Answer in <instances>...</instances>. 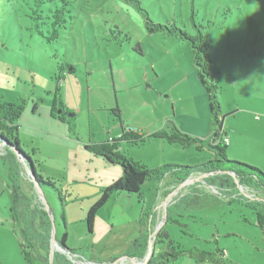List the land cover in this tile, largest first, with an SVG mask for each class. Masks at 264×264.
Masks as SVG:
<instances>
[{
  "label": "rangeland",
  "instance_id": "374dc122",
  "mask_svg": "<svg viewBox=\"0 0 264 264\" xmlns=\"http://www.w3.org/2000/svg\"><path fill=\"white\" fill-rule=\"evenodd\" d=\"M68 1L74 18L61 39L49 44L33 27L31 16L36 9V0H0V98L10 102L25 101V110L19 121L21 149L35 161V169L44 181L48 178L57 180L64 196L65 202L62 204L52 187H42L51 210V236L54 232L60 239L67 233L66 244L69 249L91 246L100 259L117 257L118 260L138 237V220L142 213L151 211L155 214V208L158 212L157 207L164 199L159 203L155 199L159 182H146L142 187V199L140 195L125 193L113 196L97 214L94 232L89 233L87 212L99 200L101 189L120 179L122 168L106 164L82 145L75 149L64 140L54 139L53 135L31 137L33 132L36 133L31 121L50 120L53 134L64 136V131H71L69 138L75 142L79 138L81 142L91 140L92 143H98L114 137L113 124L119 122L111 108L112 103H115L116 83L128 88L120 94L121 98L139 95L145 92L146 86L153 85L168 89L164 95L169 94L171 99H181V94L187 92L191 99L203 87L196 81L198 79L189 46L163 33H148L144 13L131 0ZM140 1L154 22H176L190 33L194 32L190 20L194 9L196 21L205 26L213 42L210 57L213 72L220 73L218 85L222 106L228 109L238 105L244 111L250 97L264 96V0ZM61 5L60 0L45 3L43 15L48 17L56 6ZM117 27L129 34L130 39L124 40V35L118 33ZM138 44L144 51L143 55L134 50ZM147 74L148 79H151L149 81H146ZM57 75L60 81H57ZM139 83L141 87L136 86ZM58 86L62 87L58 93V107L51 115L50 109ZM139 99L147 107L148 101H153L146 97ZM125 104L130 109L134 106L133 101L129 100ZM35 105L37 110L34 112ZM245 115L240 113L235 118L228 116L226 122L236 125ZM106 127L110 128V135ZM157 140L150 139L141 146L123 144L122 151L150 169L170 164L194 167L210 160L208 151L197 152L194 148L183 149L178 145L163 150ZM33 149L37 150L36 154ZM155 153L160 156L161 164L159 161L156 162L158 164L153 163L149 158ZM228 158L261 169L257 165ZM22 175L25 193L34 196L37 202L43 200L27 179L24 166ZM196 188L204 190L202 187ZM181 192L174 195V200ZM223 207L227 208V205L213 206L196 211L195 214L223 210ZM227 210L238 213L242 208L234 203ZM249 212L244 209L247 214L245 217L249 218ZM112 218L126 222L118 224L117 221L112 225ZM164 229H169L174 237L182 240L183 227L169 221ZM157 237H154L156 242ZM192 243L193 240L189 238L180 244L187 249V245ZM240 244L241 255L249 259L248 245H244L243 241ZM190 247L197 249L196 246ZM166 249L160 242L155 243L157 253ZM57 252H60L58 247L55 249Z\"/></svg>",
  "mask_w": 264,
  "mask_h": 264
},
{
  "label": "trees",
  "instance_id": "16d2710c",
  "mask_svg": "<svg viewBox=\"0 0 264 264\" xmlns=\"http://www.w3.org/2000/svg\"><path fill=\"white\" fill-rule=\"evenodd\" d=\"M55 1L57 0H36V9L33 10V15L31 16L34 20V29L49 44L61 39L62 33L69 29V25L74 18L68 0H60L62 5L56 6L50 15L45 17L42 12L43 5ZM131 1L144 13L145 29L148 33H163L175 37L180 42L187 44L191 49L193 63L197 69L199 80L209 96L214 130L209 137L197 138L184 133L176 125L154 133L139 132L123 126L122 134L119 137H112L98 143L87 144L85 149L88 152L103 158L111 165L120 166L123 171V175L118 181L101 189L99 200L87 212L86 222L88 232L92 233L94 231L97 214L116 194L140 195L142 199V187L146 182H161L169 178L173 183L176 180L180 183L193 172L198 171L207 174L208 176L205 179L206 183L216 186L228 200H225L222 196L206 192L205 190H196L197 188L193 187L186 196L167 208L166 223L170 221L180 227L186 228L187 226L180 221V218L185 216L190 217L196 211L217 206L224 202L229 204L238 202L254 211L256 224L264 233V171L244 162L231 161L227 156L226 146L221 141L225 134V116L222 114L220 87L218 85L220 73L218 71L213 72L212 70L213 62L210 57V50L213 48V42L210 40L208 30L204 25L196 21L194 9H192L190 15L194 32L190 33L186 27H180L176 22L167 24L154 22L149 12L142 6L140 0ZM45 26L48 27V30L45 29ZM116 30H119V34L124 35V40L130 39L129 34L124 33L118 27ZM112 33L116 34L114 31ZM134 50L139 55L144 54L140 44ZM56 79L57 81L61 80L58 75ZM61 88V86L57 87L56 97L52 104V114L58 107V93L61 91ZM25 105L24 100L21 102H10L0 98V142L3 143L6 150V154L2 158L9 168L8 176L13 200L11 214L14 222L19 227L24 260L26 264H38V262L50 264L52 220L42 201L37 202L34 196L25 193L23 189V167L13 150L17 149L20 156L31 169L33 179L41 187L43 185L52 187L56 191L62 204H64L65 199L57 185V180L48 178L47 181H44L43 177L35 169V161L21 149L19 121L25 110ZM36 110L37 105L34 106V112ZM116 117L120 121V117L118 115ZM153 138L164 140L169 144L180 145L184 149L194 148L197 152L209 150L212 152L213 158L200 166L191 167L170 164L150 169L145 164L134 160L122 151L123 144L141 146ZM33 152L36 154L37 150L33 149ZM36 163H39V161L36 160ZM228 172H233L234 175ZM27 179L29 180L28 176ZM30 182L34 186L33 182ZM239 185L256 192L260 200H251L242 195ZM152 215L151 211H144L142 213L139 219L141 227L140 233L130 243L123 256L139 259L145 258L148 253L151 231L155 226ZM62 218L65 221V215ZM67 237V233L63 234L60 239L56 237L58 243L66 250L78 253L92 261L105 262L92 255V248L90 246L81 249H69L66 244ZM157 242L161 244L166 243L167 249L155 254L148 264H168L187 253L194 254L198 261L222 262V259L218 258V253L221 252L219 249L216 252L184 250L179 243L171 238L169 232L164 229V226L161 227L158 233ZM115 260H117V257L106 262ZM53 264L71 263L67 260L63 252H57L54 254Z\"/></svg>",
  "mask_w": 264,
  "mask_h": 264
},
{
  "label": "crops",
  "instance_id": "0c3cea01",
  "mask_svg": "<svg viewBox=\"0 0 264 264\" xmlns=\"http://www.w3.org/2000/svg\"><path fill=\"white\" fill-rule=\"evenodd\" d=\"M194 72L197 75L196 79H198L196 81L200 82L195 66ZM148 78L149 75L146 77V81L151 80ZM177 82L184 84L181 83V81ZM141 85L142 84L139 83L136 86L141 87ZM146 87L147 88L144 90L145 92H141L139 95L121 98L120 94L124 93V90H127L128 88L117 83L115 84V103H112L111 108H113L115 111L114 113L120 117V121L118 123L115 122L112 128L113 136L115 138L122 134L123 126L137 130L139 132L154 133L160 130L169 129L172 125H176L181 131L193 137L206 138L211 136L214 130L213 118L210 108L209 96L203 85L202 90H199L196 93L197 95L191 99L189 92L186 94H181L180 97L184 99H174V97L171 99L169 94L168 96L164 95L168 93V89L158 88L157 86L154 87L153 85H148ZM144 97L152 98L153 101H148L149 107H147L148 105L146 103L139 101V98ZM126 100L133 101L134 106L131 109L125 104ZM136 100H138V103ZM221 109L222 114L225 116L224 133L229 137V144L225 145L227 156L257 165L264 171V117L262 116L259 119L256 118L258 114H261L264 111V96L250 97L249 105L247 109H244V111L240 110L238 105L228 109L221 105ZM240 113H245L246 115L245 117L239 119L236 125L228 124L226 122L228 116L235 118L238 117ZM50 114L52 115L51 109ZM31 125L36 133H40L37 135L33 132V136H31L33 138L53 135L54 139L58 138L64 140L72 144L75 149L76 146L79 147V145H82L85 147L87 144L93 142L91 140H88L87 142H81L79 138H76L75 142L69 138V136L71 137V131H64V136L51 133L52 122L50 120L40 122L39 120L34 119L31 121ZM106 129L107 133L110 135V128L106 127ZM117 133L118 135H116ZM109 138H112V136ZM157 141L160 142V148L163 150L173 149L169 147H175V145H177L169 144L161 139H158ZM205 151L210 153V159H212V152L209 150ZM149 158H151L153 163H156L160 160V156L157 153L151 155ZM1 159L2 156H0V264H26L22 254L19 229L11 214L13 200L8 176L9 168L7 163ZM101 159L106 164L111 165L103 158ZM159 162V164H161V161ZM172 183L173 182L169 178H166V184L168 185L165 190L162 191L161 182H159L158 190L155 195L157 203H159L161 199L168 197L170 194L168 187ZM112 199L113 197L108 201V203ZM225 200H227V197ZM235 204L242 208V210H240L238 213H234L233 210H227V208H230L232 204L224 202L222 205H227V208L223 207V210L206 213H194L190 217L185 216L180 218V221L187 226L182 230V240L179 237H174L173 233L169 229H166L169 232L171 238L179 244H182L186 239L189 238L193 240V245H187V249L183 248L184 250H204L209 252H216L217 249L221 250V252L218 253V258L222 259V262L217 263L208 260L198 261L194 254L187 253L180 256L176 261L168 264H264V233L256 224L255 213L252 209L238 202H235ZM104 207L102 209H104ZM244 209H248L250 211L249 218L245 217L247 214L244 213ZM154 212L155 214H153L152 217L154 218L155 224H157L158 213L156 208ZM166 220L167 219L163 220L162 222L164 227L167 225ZM117 221L118 220H113L112 218V225ZM125 222L126 221L123 222L122 219H119L117 223L124 224ZM239 240L243 241L244 245H248L250 252L249 259H246L241 255V249L239 248L242 244H240ZM204 243L210 247H205ZM162 245L167 247L166 243H163ZM190 246H196L195 248L197 249H192ZM91 248L92 255L100 259L95 255L93 247ZM156 254L158 253L156 252Z\"/></svg>",
  "mask_w": 264,
  "mask_h": 264
},
{
  "label": "built area",
  "instance_id": "2783aa9c",
  "mask_svg": "<svg viewBox=\"0 0 264 264\" xmlns=\"http://www.w3.org/2000/svg\"><path fill=\"white\" fill-rule=\"evenodd\" d=\"M264 117V111L261 114H258L256 116L257 119ZM222 144L223 145H228L229 144V137L224 134L223 138H222ZM4 154H6V150H5V146L0 145V156H3ZM207 174H204L202 172H193L189 177H187L184 181L182 182H177L174 181V183L170 184V186L168 187V191H169V195L168 197H165L158 205L157 210H158V223L157 226L155 224V226L153 227L151 233L153 231H155V235L153 236V239H155L154 237L156 235H158L159 230L161 229L162 222L163 220L166 219V215H165V209H167L169 206L175 204L177 202V200L181 197H183L184 195L188 194L189 191L193 188V187H202V189H204L206 192H209L211 194H215V195H219L224 197L220 190L213 185H208L205 181V178L207 177ZM168 184H166V179L161 181V190L164 191L165 188L167 187ZM240 188V193L248 198H250L251 200H260V198L258 197L257 193L249 190L247 188L244 187H239ZM181 195L178 196L175 200V194L178 193V191H181ZM175 195V196H174ZM224 199H226V197H224ZM228 200V198H227ZM163 208V209H161ZM164 212H162V211ZM156 243V241H154V244ZM67 258V260L70 261L71 264H112L113 261L111 262H96V261H92L89 260L87 258H85L84 256L78 254V253H74L71 251H65L63 252ZM115 264H144V259H139V258H134V261H131L129 259H121L118 262H116Z\"/></svg>",
  "mask_w": 264,
  "mask_h": 264
},
{
  "label": "water",
  "instance_id": "95a60500",
  "mask_svg": "<svg viewBox=\"0 0 264 264\" xmlns=\"http://www.w3.org/2000/svg\"><path fill=\"white\" fill-rule=\"evenodd\" d=\"M0 145L4 146L3 143H1V142H0ZM13 151H14L15 155L18 157V161H20L22 167L24 166L25 169L27 170V176H28L29 180L33 182L34 188H35L37 194L40 195V196H42V198H43L44 201L43 200H41V201L44 204L46 211H48L49 214H51L50 207H49L47 201L45 200L44 193H43V190H42L41 185L37 181H35L33 179V174H32L31 169L29 168V166L25 162V160L20 156V154L17 151V149H14ZM228 173L234 175L233 172H228ZM239 187H241V185H239ZM165 215L167 216V209H165ZM53 225H54V222H53ZM54 230H55V228H54ZM154 235H155V231H153L151 233V235H150V240H149V245H148V253L146 254V256L144 258V264H148V262L150 261V259L156 254L155 244H154V239H153V236ZM55 246L58 247V249L60 250V252L67 251L64 247L58 245L57 239H56V235L53 232L52 239H51L50 264H53L54 253H55ZM121 259H129L131 261H134V258H130L128 256H123V257L119 258L117 261L112 262V264H115L116 262H118Z\"/></svg>",
  "mask_w": 264,
  "mask_h": 264
},
{
  "label": "bare ground",
  "instance_id": "6f19581e",
  "mask_svg": "<svg viewBox=\"0 0 264 264\" xmlns=\"http://www.w3.org/2000/svg\"><path fill=\"white\" fill-rule=\"evenodd\" d=\"M57 248V246H55V249Z\"/></svg>",
  "mask_w": 264,
  "mask_h": 264
}]
</instances>
